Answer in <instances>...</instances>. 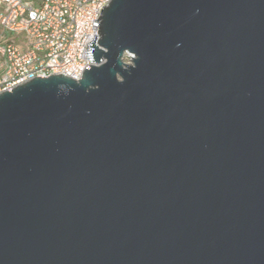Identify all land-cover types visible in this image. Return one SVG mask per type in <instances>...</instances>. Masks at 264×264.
I'll list each match as a JSON object with an SVG mask.
<instances>
[{
  "label": "water",
  "instance_id": "water-1",
  "mask_svg": "<svg viewBox=\"0 0 264 264\" xmlns=\"http://www.w3.org/2000/svg\"><path fill=\"white\" fill-rule=\"evenodd\" d=\"M100 18L79 80L0 94V264H264V0Z\"/></svg>",
  "mask_w": 264,
  "mask_h": 264
},
{
  "label": "built area",
  "instance_id": "built-area-1",
  "mask_svg": "<svg viewBox=\"0 0 264 264\" xmlns=\"http://www.w3.org/2000/svg\"><path fill=\"white\" fill-rule=\"evenodd\" d=\"M111 1L42 0L36 5L0 0V94L35 77L63 74L79 80L90 65L87 48L94 34L99 38L100 16Z\"/></svg>",
  "mask_w": 264,
  "mask_h": 264
},
{
  "label": "rangeland",
  "instance_id": "rangeland-1",
  "mask_svg": "<svg viewBox=\"0 0 264 264\" xmlns=\"http://www.w3.org/2000/svg\"><path fill=\"white\" fill-rule=\"evenodd\" d=\"M35 3H38V0H34ZM15 41H20V37L14 36L13 37Z\"/></svg>",
  "mask_w": 264,
  "mask_h": 264
},
{
  "label": "crops",
  "instance_id": "crops-1",
  "mask_svg": "<svg viewBox=\"0 0 264 264\" xmlns=\"http://www.w3.org/2000/svg\"><path fill=\"white\" fill-rule=\"evenodd\" d=\"M32 1L34 2V0H32ZM41 2H42V0H38V3L34 2V4L39 5V4H41Z\"/></svg>",
  "mask_w": 264,
  "mask_h": 264
}]
</instances>
